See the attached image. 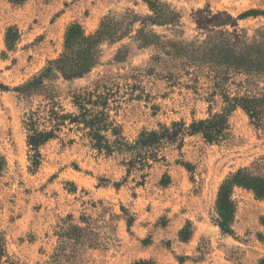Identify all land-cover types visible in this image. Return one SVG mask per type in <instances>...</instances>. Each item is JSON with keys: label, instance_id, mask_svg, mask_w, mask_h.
<instances>
[{"label": "rangeland", "instance_id": "rangeland-1", "mask_svg": "<svg viewBox=\"0 0 264 264\" xmlns=\"http://www.w3.org/2000/svg\"><path fill=\"white\" fill-rule=\"evenodd\" d=\"M161 1L181 12L188 42L205 41L213 32L247 30L251 37L264 27V15H256L264 12V0ZM129 9L150 14L143 0H0V83L12 90L58 59L71 25L90 35L104 18ZM221 13L232 24L216 27L219 19L227 20ZM249 13L253 16L240 18ZM11 28L19 36L10 48ZM155 31L174 37L169 28ZM124 45L131 46V55L116 63ZM155 53L138 49L130 39L104 45L101 65L90 75L56 83L58 103L66 113H76L70 96L110 78L116 98L108 113L134 145L145 131L222 113L225 89L232 97L241 91L242 76L222 85L210 71L197 73L180 60L154 64ZM32 102L0 89V157L7 162L0 177V264L50 263L71 226L83 236L68 249V264H264V199L236 189L232 232L217 224L222 183L241 168L264 174V132L241 109L230 115L228 141L210 144L201 135L186 136L182 143L161 146V160L144 171L130 168L129 152L107 156L94 150L76 126H67L42 148L41 166L32 173L23 121L42 99ZM189 225L191 237L184 241L181 232Z\"/></svg>", "mask_w": 264, "mask_h": 264}, {"label": "trees", "instance_id": "trees-1", "mask_svg": "<svg viewBox=\"0 0 264 264\" xmlns=\"http://www.w3.org/2000/svg\"><path fill=\"white\" fill-rule=\"evenodd\" d=\"M27 1L13 0L16 4ZM143 1L150 14L140 15L129 9L121 16H108L93 34L87 35L79 24L71 25L65 37L64 53L58 59L49 61L31 80L12 90L0 83L2 91H13L19 100L31 105L36 98L42 99L37 109L31 108L25 113L23 121L28 134L30 172L34 173L40 168L42 148L59 139L60 133L67 126H76L94 150L107 156H112L116 150L129 152L130 168L137 169L139 166L143 171L161 160L157 153L161 146L182 143L186 136L201 135L210 144L228 141L232 136L230 115L238 109L248 116L258 131L264 132V27L255 30L251 37L247 30H242L239 35L213 32L205 41L188 42L183 38L185 33L181 12L161 0ZM259 14L264 15V12L256 15ZM250 16L253 15L249 13L240 18ZM219 17H226L227 20L219 19L216 27L232 24V18L227 14L221 13ZM156 27L169 28L174 37L159 35L155 31ZM18 36V32L9 29L7 46L11 48ZM127 39L138 49L153 48L156 52L152 58L154 64L180 60L185 68L195 69L197 73L210 71L214 80L222 85L232 76H242L245 80L239 84L241 91L232 97L228 89H225V108L222 113L211 115L206 120L194 121L191 125L175 122L172 127L161 126L160 132L145 131L134 145L122 137L121 127L111 120L108 113L112 98H116L114 84L108 77L74 92L70 97L77 112L66 113L58 103L60 96L56 83L60 79L73 81L87 77L101 65L104 45H116ZM131 52V46L124 45L117 52L115 62H125ZM110 137L117 139L112 142ZM183 166L192 171L191 164L183 163ZM6 168V160L0 157V177ZM236 189L251 192L259 200L264 199V174L252 168H241L222 183L217 201V224L225 233L232 232L236 211L232 197ZM132 223L130 220L129 226ZM70 229L62 233L63 241L47 264L69 263L68 249L76 245V239L83 236L78 227L71 226ZM189 229L190 225L181 232L184 241L191 237ZM135 264L156 263L142 261Z\"/></svg>", "mask_w": 264, "mask_h": 264}]
</instances>
